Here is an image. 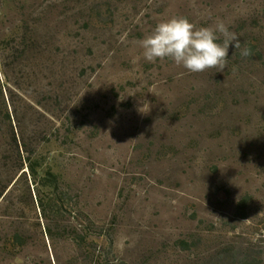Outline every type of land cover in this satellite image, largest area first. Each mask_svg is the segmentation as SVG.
<instances>
[{
	"label": "rangeland",
	"instance_id": "obj_1",
	"mask_svg": "<svg viewBox=\"0 0 264 264\" xmlns=\"http://www.w3.org/2000/svg\"><path fill=\"white\" fill-rule=\"evenodd\" d=\"M22 15L65 60L62 105L44 73L29 121L72 208L54 247L20 183L27 245H8L0 216V264H86L83 221L110 229L117 264H264V0H0V36ZM178 16L222 20L253 55L230 47L223 72L146 61L139 41Z\"/></svg>",
	"mask_w": 264,
	"mask_h": 264
},
{
	"label": "trees",
	"instance_id": "obj_2",
	"mask_svg": "<svg viewBox=\"0 0 264 264\" xmlns=\"http://www.w3.org/2000/svg\"><path fill=\"white\" fill-rule=\"evenodd\" d=\"M24 17L26 15L17 19L16 25L13 22L10 31L8 29L7 34L0 36V212H3L0 216L9 223L19 219L16 214L25 215V207L16 196L20 183H23L21 197L30 202L34 213L39 210L44 221L42 233L54 245L55 230L62 228L68 233L70 228L61 223H70V220H63V216L71 213V196L69 189L61 185V174L53 170V160L48 161L37 149L31 150L35 147L37 134L33 127L38 126L30 122L29 117H34L37 108H42L38 96L44 73L52 80L47 104L53 109L62 105L66 95V64L53 52L49 33H42L48 28L47 23L43 20L31 30ZM51 117L54 123L58 122L55 115ZM67 120L70 122L69 118ZM72 133L69 131L70 137ZM12 224V231L7 233L8 245L13 249L24 248L27 238L23 226L14 221ZM79 225L84 234L72 240L79 248L86 247L87 253L90 244L93 246L94 259L87 260L86 264H117L110 229L103 226L104 232L100 235L92 232L90 221ZM54 262L62 264L59 258Z\"/></svg>",
	"mask_w": 264,
	"mask_h": 264
},
{
	"label": "clouds",
	"instance_id": "obj_3",
	"mask_svg": "<svg viewBox=\"0 0 264 264\" xmlns=\"http://www.w3.org/2000/svg\"><path fill=\"white\" fill-rule=\"evenodd\" d=\"M143 58L148 62L171 59L189 73L210 69L223 72L228 64L230 47L239 50L242 58L253 55L250 47L242 46L238 35L222 21L197 27L186 17H172L156 25L139 41Z\"/></svg>",
	"mask_w": 264,
	"mask_h": 264
}]
</instances>
